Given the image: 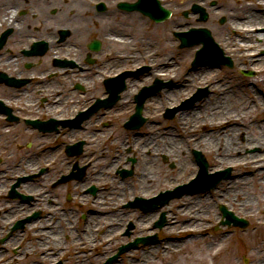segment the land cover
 I'll return each mask as SVG.
<instances>
[{"label":"flooded vegetation","instance_id":"1","mask_svg":"<svg viewBox=\"0 0 264 264\" xmlns=\"http://www.w3.org/2000/svg\"><path fill=\"white\" fill-rule=\"evenodd\" d=\"M133 1L0 0V264H83L119 226L115 240L160 239L166 211L152 218L137 188L151 156L167 161L165 139L162 153L147 147L166 108L148 101L178 86L182 63L144 46L142 28L135 35L131 14L142 12L120 5ZM234 1L226 16L208 12L213 59L185 62L228 70L223 84L235 68L248 82L264 66V0Z\"/></svg>","mask_w":264,"mask_h":264},{"label":"rangeland","instance_id":"2","mask_svg":"<svg viewBox=\"0 0 264 264\" xmlns=\"http://www.w3.org/2000/svg\"><path fill=\"white\" fill-rule=\"evenodd\" d=\"M165 2V0H163ZM167 3L165 4L167 8H170L173 11L172 16L168 17L167 19L159 22V27L157 29L152 28L151 23H147V21L143 20L145 24L138 26V19L131 16V21H134L135 24L138 27H144L142 33L145 37L143 41L144 46H148L149 42L150 44H157L158 47L161 50H164L166 52V61L172 62L173 64L176 62H181L180 68L178 69V73L175 74V82L179 83V87H187L191 84L186 83L187 80L190 77L192 80H195L196 83L193 84V87L191 88V91L196 87H203V86H209L214 81L223 79L222 83L227 82L228 70L225 69H216L217 73L216 75H210V77H207L206 75H198L194 74L193 76L189 75L186 76L185 73L189 70L187 65L185 64L186 61H188L191 58L192 50L190 51L189 48L191 46L182 47L179 48L177 45L173 44L170 49L166 48V44H170L171 40H174V36L171 34L169 30V23L176 22L177 24L181 23H190V26H193L195 23L194 16L192 15H184L182 14V11L188 9L190 7V3L199 0H182V4H179V0H166ZM218 1V4H220L222 7H224V10H220L218 14H224L225 16L228 14L226 11L228 10V7L236 5V2L234 0H216ZM178 3L179 5H175L174 3ZM208 2L209 0H200V3L206 6L208 8ZM201 25H204L211 29V21L210 19L201 22ZM230 25L227 23L225 25H222V31L223 33H226V30L229 29ZM228 32V31H227ZM167 35L170 37L167 38ZM175 70V69H174ZM191 73H194V71H190ZM236 68L233 70L234 80H230L229 83H226L223 88H221L223 91H227V96L219 95V90L217 91V87L214 88V91H211L210 95L207 96L209 99H213L215 97H218V99L228 98L230 102H227V108L234 109V113L230 117H234L233 121H236L239 124L240 131L236 134V143H243L247 140L245 139L248 135H254L258 134L260 135L262 124L260 123L261 120H264V112H260L259 110H246V106L249 104V101L255 100L256 98H259L261 100H264V75L261 73H258V75L255 77L256 79L253 81V84H248L247 80H244L240 78L241 76L236 74ZM239 76V77H237ZM203 80V81H202ZM253 80V79H248ZM209 88V87H208ZM190 91V92H191ZM189 92V93H190ZM188 94V93H187ZM184 94H180L178 96V103L180 100H183ZM240 98L242 103V109L241 107H238V104H232L235 98ZM204 99V98H203ZM177 103V104H178ZM174 105H169L170 107H173ZM166 107H164L165 109ZM190 107H185L186 110H188ZM237 113H240V115H237ZM217 114V113H216ZM213 118L216 117L215 114H212ZM152 116V115H151ZM155 121L157 123L156 126L152 127V130L154 129L155 132L157 128L159 129V132L157 133L160 135L163 132L168 133L169 129H172L175 135H180L184 139L183 144L184 146H187V142H192V140L188 139L189 135V126L192 125V122L188 120L186 123L182 120L177 119V112L174 115V117L170 119H163L161 116H156ZM213 121V120H212ZM185 124V125H184ZM218 124L216 125L214 122H211V126L209 128L216 130ZM264 127V126H263ZM195 129L200 130L199 127H195ZM243 130V131H242ZM167 138V137H166ZM188 140V141H187ZM214 141L212 140L210 144H208V147H199V149L202 151V153L206 156L209 162V171H215L219 169H224L226 167H231V176L234 177L235 175L242 174L243 172H250L251 178L246 181L248 183L247 185H242L240 187V193L246 196L250 199L249 205L240 206L237 202H233L230 199L231 194L229 195L228 199V205L219 201V197L221 196L219 193V190H222L224 188V183L226 179L221 180L218 184H216L215 187L211 188L208 191V199L207 205L205 207V210L208 214V220H205L204 222L208 224L210 222L209 220L214 217V215L222 216L219 205L224 204L228 209H231L236 215L245 217L249 220V225L245 229H241L240 227H235L233 225H222L220 223L221 218H219L217 221L209 224V226L206 228V230L198 235L196 237V240L192 242L191 237L185 238V236L192 234L191 230L175 233L176 227H178L183 221H186L187 219H190V215L188 214H181L182 208L180 210L174 209L171 205L175 202H171L174 199L177 200L178 206H181V199L174 198L171 201H169L163 208L168 210L169 205L171 206L169 209L170 212L168 213V224L166 228L160 231V240L158 243V252L156 255H151V252L148 250V246H140L136 249H133L132 254L124 253L122 254L116 262V264H127L129 261H132L133 264L139 263L142 261V255L149 256L151 258H154L153 260L156 261L157 264H178L179 258L183 254L192 255L194 250H197L200 247H204L205 245H208L212 241H216L218 238H220L223 234H225L226 231L227 237L224 239L222 243V250L221 253H219V256L222 255L224 257V260H217L218 257H213L211 260V264H259L261 260L264 259V182L259 180L262 176H264V172L258 173L255 172L254 169L257 166H254L250 163H247L244 166L237 167L232 166L227 163L219 164L217 159L215 157H218V153H220V150L218 148H214ZM167 142V139H166ZM248 143L250 141H247ZM246 142V143H247ZM203 143V142H202ZM222 144V141L220 140L217 142V144ZM226 143V141L224 142ZM228 143V142H227ZM235 143V144H236ZM245 143V148L243 149L244 154H262L263 141L259 143V145H250ZM170 144L167 142V145ZM203 145V144H202ZM206 145V143L204 144ZM219 145V144H218ZM218 147V146H217ZM221 147H223L221 145ZM217 149V150H216ZM187 155L186 162H188V165L184 166L185 160L181 162L183 163H175L173 160H170V156L167 155L168 159L166 163L164 164L159 157H150L151 160L156 163H158V167L155 165V169H153L154 177H153V184L156 186V188H168L166 187L169 182L172 180H177V183L182 181L184 178H181L180 176L187 173L188 166L195 165V161L192 157V155L189 156L188 150L185 151ZM264 158V156H263ZM262 155L260 156V160L263 159ZM172 163V164H171ZM216 163V165L214 164ZM264 167V164L261 165ZM198 172V165L196 163V174ZM182 174V175H181ZM229 177V178H230ZM228 178V179H229ZM262 182V183H261ZM174 187V186H173ZM153 190V188H151ZM206 192V191H204ZM204 192H196V194H191L190 196H203ZM241 196L237 197V199H240ZM236 199V200H237ZM203 201V200H202ZM204 202V201H203ZM205 205V204H203ZM197 209V207H196ZM173 220V221H171ZM170 223V224H169ZM190 225L194 224V220H191L188 222ZM171 225H173L171 227ZM171 227V228H170ZM185 239L191 240V242H186L182 250H172V245L170 243H174L173 245H178L180 242L186 241ZM187 240V241H188ZM167 242V243H165ZM177 242V243H175ZM115 246H113L114 248ZM171 247V248H170ZM100 249H102L101 246H99ZM163 249V250H162ZM177 249V248H174ZM212 251H210V254ZM150 258H148L149 260ZM102 262L101 260H98L95 257L88 258L86 261L83 262V264H96ZM114 262V263H115ZM74 263V262H71ZM181 264V263H179ZM188 264V263H186Z\"/></svg>","mask_w":264,"mask_h":264},{"label":"bare ground","instance_id":"3","mask_svg":"<svg viewBox=\"0 0 264 264\" xmlns=\"http://www.w3.org/2000/svg\"><path fill=\"white\" fill-rule=\"evenodd\" d=\"M137 18L139 20H141L142 18L138 15H136ZM143 20V19H142ZM148 20V21H147ZM147 22L146 24L149 22L152 24V28L155 30L159 27V22L158 21H152L151 19L147 18ZM137 25L140 26L139 22L137 23ZM137 25H134L135 27V35H138L139 33H141V28H139ZM190 27V23H181V24H177L176 22H171L169 23V30L171 32V34L173 35L174 32H180V31H184L187 30ZM170 36L167 35V38H169ZM120 38V37H119ZM178 39H174L171 40L170 44H166V48L170 49L172 47L173 44H178ZM151 42H149L148 46L151 50V48H154L155 43L150 44ZM131 44L130 40H126L125 41V45H129ZM157 45V44H156ZM196 49V45L191 46V48H189V50H195ZM159 71L162 69L161 67H158ZM257 72L262 73L264 71V66L263 65H259L258 67L255 68ZM164 70V69H163ZM194 73H191L190 70H188L185 75L186 76H193L194 74H203L206 75L207 77H210V75H216L217 70L214 69L211 66H203L197 69L193 70ZM163 72L168 73L169 72V67H167L166 71L164 70ZM189 79L187 80L186 83L191 84L185 88L183 87H179L177 85L175 86H171V87H167L164 88L161 92L163 94V96H156L151 98L148 101V105H150L155 112H159L160 110H162L163 107L169 106V105H174L178 103V97L176 95H178L179 92L180 94H184L186 95L187 93H189L191 91V88L193 87V84L196 83L195 80H192L190 77H188ZM203 81V80H202ZM212 89L216 88V84H211L210 85ZM218 90L220 89V87H217ZM198 92L202 91L201 88L197 89ZM196 93V92H195ZM194 93V94H195ZM173 94V95H172ZM193 94V95H194ZM192 95V96H193ZM225 96H227L225 94ZM235 98V97H234ZM182 101H180L177 105H179ZM227 102H230V100H228V98H224L223 99H218V97H215L213 99H209V98H204V99H200L199 101H191V105L189 106L190 108L188 110H186L185 108L180 109L177 111V119L178 120H182L184 121V123L187 125V121L190 120L192 122V125L189 126V135H188V139L192 140V142H187V146H184L183 141L184 139L182 138V136L180 135H175V133L173 132V128L168 130V133L166 135H160L158 136V140L156 141V143L154 142V138L158 135L157 133L159 132V129L156 130V132H152L155 131L154 129H150V139L149 142L147 143V147L149 148V146H153L154 149L153 151H157L162 153L163 150L161 148V138L165 139V143H166V154L169 155L170 159L173 160L175 163H182V161L185 160V163L183 164L184 166L188 165V162H186V157L185 155H187L185 151L189 150V149H199V147H208L211 143L212 140H229L228 143L226 144H221L223 147H221L220 143H215L214 144V148H218V150H220V153H218V157H215V159H217V161L219 162V164H223V163H227L230 165H234L237 167H241L246 165L247 163H250L255 167L254 171L258 172V173H262L264 172V167L261 166L264 164V148L262 149V154H244L243 153V149L245 148V143L247 141H250V145H259L260 142L263 141L264 143V120H261V124L262 129H261V133L260 135L258 134H254V135H248L246 136V142H243L240 144L236 143V134L238 131H240V128L237 126L239 124H237L236 121L234 120V117H230L232 116V114L234 113V109H230L227 108ZM232 104L237 105L238 107L242 106L241 100L240 98H235L234 101L232 102ZM242 109V107L240 108ZM246 110L252 111V110H259L260 112H264V100H261L259 98H256L255 100H251L249 101V104L246 106ZM217 113V114H216ZM215 114L216 117H212ZM237 115H240V113H237ZM213 120V121H212ZM211 122H215L217 123L219 126L216 128L217 130L212 131V129H209V126H211ZM208 123V124H207ZM155 124V123H152ZM184 124V125H185ZM221 125H223L221 127ZM200 126V130L195 129V127H199ZM221 128V129H220ZM222 128H226L222 129ZM243 131V130H242ZM226 136V138H225ZM167 137V138H166ZM169 142L170 144L167 145V142ZM188 141V140H187ZM203 142V143H202ZM206 143V145H204ZM236 143V144H235ZM248 142L246 144H249ZM203 144V145H202ZM218 146V147H217ZM264 146V144H263ZM163 147V146H162ZM244 147V148H243ZM200 150V149H199ZM217 150V149H216ZM262 155L263 159H259L260 156ZM216 165V163H214ZM158 167V163H156V161L152 163V161H149V159L146 161V168L148 167L147 170V175H146V179L144 178L142 181V189L137 188L140 193H142L143 196H147V195H151V193L155 194L158 193L159 188H156V186H154L153 184V177H154V172L153 169H155L156 167ZM196 173V165H191L190 167L188 166L187 169V173H185L184 175L180 176L181 178L184 179H190L192 178ZM251 173L249 172H243L242 174L239 175H235L234 177H230L229 179H226L225 183H224V188L222 190H219L220 193V197H219V201L225 203L228 205V199H229V195L230 199L233 202H237L238 204H240V206H244V205H249L250 204V199L247 198L246 196H244L243 194L240 193V187L242 185H247L248 183H246L247 180H249L251 178ZM259 180H261L262 182H264V176H262L261 178H259ZM261 182V183H262ZM177 184V180H172L171 182H169L167 184L166 187L171 188L173 186H175ZM151 188H153V190H151ZM137 191V190H135ZM134 191V193H135ZM241 196L240 199H237V197ZM228 198V199H226ZM208 199V191L204 192L203 196H190V195H184L183 198L181 199V206H178V202L177 200H173L171 201L173 203L171 206L176 209V210H180L182 207V211L181 214H188V216L190 215V219H187L186 221H183L178 227H176V232L175 233H180V232H184V231H188L191 230L192 234H189L187 236H185V238L187 237H191L192 242L196 240V237L200 234H202L206 228L209 226L210 222L213 223L215 221H217L219 218H223V216H219V215H214V217L212 219H210L207 223H205V220H208V214L207 211L205 210V207L207 205V201ZM237 199V200H236ZM204 202H203V201ZM205 204V205H203ZM169 205L168 208V213L170 212L169 209H171ZM197 207V209H196ZM162 207H157L155 210H152L151 216L152 218H155L159 212L161 211ZM167 213V216H169V214ZM123 215V214H122ZM124 216H127V213L124 214ZM121 217V216H120ZM191 220H194V224L190 225L188 222H190ZM173 221V220H171ZM170 224V223H169ZM173 225H171L172 227ZM170 227V228H171ZM122 228L119 226L117 228H115L114 230H110L106 233L103 234L102 238L105 241V238H112L114 239V244L112 245H121L120 244V240H115V236H119L121 234V230ZM227 233L228 231L225 232V234H223L220 238H218L216 241H212L210 242L208 245H205L204 247H200L197 252L196 250H194L192 255H187V254H183L181 255V257L179 258L180 260L178 261V264H211V260L213 257H218L219 253H221L222 250V243L224 241V239L227 237ZM113 236V237H112ZM118 238V237H117ZM121 239V238H120ZM186 241H183L182 243L180 242L178 245H173L174 243H170L172 246V250H182L183 248H185L186 246L185 243L186 242H191V240L185 239ZM188 240V241H187ZM102 242V241H101ZM167 243V242H165ZM177 243V242H175ZM101 243H95V244H91V246L96 247ZM102 246L103 252L102 255L99 259H104L105 257H107L109 254H111L113 252V248L110 246L109 243H105L100 245ZM158 244H150L148 246V250L149 252H151V255H156L158 252ZM170 247V248H171ZM177 248V249H174ZM109 249V250H107ZM163 250V249H162ZM210 251H212V253L210 254ZM134 251L133 249L126 251L125 253L128 254H132ZM179 252V251H178ZM143 256L142 255V261H140L138 264H157L155 260H153L154 258H151L150 256ZM148 258H150L148 260ZM219 261L224 260V257L222 255H220L218 257ZM263 262V261H262ZM113 264H116L113 263ZM127 264H133L132 261H129ZM137 264V263H135ZM264 264V263H262Z\"/></svg>","mask_w":264,"mask_h":264},{"label":"water","instance_id":"4","mask_svg":"<svg viewBox=\"0 0 264 264\" xmlns=\"http://www.w3.org/2000/svg\"><path fill=\"white\" fill-rule=\"evenodd\" d=\"M140 4L143 9L149 13L151 16H159V12L161 13L160 15L162 16H168L169 11L166 9H162L159 6V3L157 0H139L136 5ZM157 8V10H156ZM197 10H199L202 14V19L205 18L204 15V9L203 8H199L196 7ZM180 39H181V45H189L193 42V39H201L203 41V48L202 50L204 51H209L210 49H212L214 47V44L211 41V37H210V32L207 28H191L189 31L186 32H179L176 33ZM196 159L198 161V164L200 166L198 175L196 177V179L192 180L191 182H195L192 185L190 184L188 191H193L196 189V191L198 190H205L208 189L212 186H214L221 178L223 177H227L230 173V168H226L223 171H217L213 174H208L207 173V162L204 159V157L202 156V154L198 151H196ZM169 193V191H168ZM182 194V191L176 193L175 195L179 196ZM171 196H168V198ZM167 198V199H168ZM222 211L224 212V214L227 215L228 217V222L230 220H233L234 224H240V225H244V220L241 218H237L236 216H234L232 214V212L227 211L225 207H221ZM128 247V246H126ZM126 247H123L126 248ZM111 260H108L106 263H109Z\"/></svg>","mask_w":264,"mask_h":264}]
</instances>
